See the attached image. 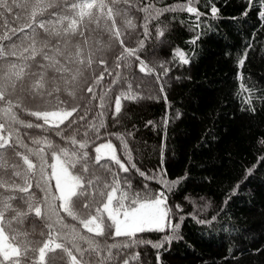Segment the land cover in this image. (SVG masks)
Returning a JSON list of instances; mask_svg holds the SVG:
<instances>
[{"label":"snow or ice","instance_id":"1","mask_svg":"<svg viewBox=\"0 0 264 264\" xmlns=\"http://www.w3.org/2000/svg\"><path fill=\"white\" fill-rule=\"evenodd\" d=\"M196 2L188 0L187 5L169 6L167 11L186 10L199 19L205 13L192 6ZM14 8L15 26H10L4 13H13ZM253 9L264 20V0H247L242 15ZM133 11L145 13V37L151 20L163 14L152 3L138 6L132 0H0V264H37V255L39 264H45L47 253L57 249L63 255H53L47 264H113L129 248L145 244L163 248L178 231L164 191L153 192L147 183L133 191L131 176L123 177L121 184L120 173H129L130 168L145 180L155 179L137 168L124 134L108 132L104 118L105 111L112 110L108 92L120 84L112 126L121 125L115 118L121 112V97L137 99L131 94L132 83L117 72L101 95L94 92V86L102 87L105 72L109 76L112 72L105 66L97 75L92 65H107L99 54L111 40L124 45L117 19L135 27L129 16ZM218 11L210 6L214 18ZM157 32L164 36L161 27ZM143 46L139 41L138 47ZM124 53L140 61V72L153 71L137 55V48L125 47L116 61ZM175 55L180 63H190L184 51L177 48ZM243 63L241 59L239 64ZM21 114L34 119L23 120ZM109 136L120 142L127 163L117 155ZM159 182L171 189L163 179ZM66 217L102 240L82 234L76 225L65 222ZM166 230L170 234L161 242L138 238ZM116 237L125 239L115 241ZM138 257L136 252L131 259ZM120 264H129V258Z\"/></svg>","mask_w":264,"mask_h":264},{"label":"trees","instance_id":"2","mask_svg":"<svg viewBox=\"0 0 264 264\" xmlns=\"http://www.w3.org/2000/svg\"><path fill=\"white\" fill-rule=\"evenodd\" d=\"M132 2L138 6L152 3L154 10H163V14L148 24L147 37L145 13H129L135 25L132 28L117 19L124 45L111 40L99 54L107 65L93 63L97 75L105 66L112 72V76L105 72L102 87L94 86V92L101 95L117 72L132 83L131 94L137 99L121 97V112L115 117L122 126H112L120 84L108 92L112 110H106L104 118L108 132L124 134L137 168L155 179L145 180L130 168L129 173H120L121 184L123 177L131 176L133 191L142 189L144 183L153 192L164 191L170 218L173 224L179 223V229L163 248L150 244L129 248L113 264L125 258L129 264H264V20L256 9L242 15L247 0H197L192 6L205 13L199 19L186 10L167 11L169 6L187 5L188 0ZM210 6L219 9L215 18ZM15 11L4 13L10 26H15L11 23ZM157 27L164 30V36H158ZM197 35L200 38L191 43ZM141 40L144 46L139 48ZM104 41H108L107 36ZM125 47L137 48V55L153 71L140 72V61L127 53L116 61ZM177 48L185 52L190 63H180ZM249 98L251 104L247 103ZM20 118L34 119L23 114ZM49 135L61 143L59 137ZM23 138L28 143L27 137ZM107 138L127 163L120 142L114 136ZM161 179L171 185L170 190L159 182ZM65 222L90 238L102 240L69 217ZM169 234L170 230L146 232L138 238L155 243ZM124 239L116 237L115 241ZM136 252L139 257L131 259ZM53 255L63 253L60 249L47 253L45 264ZM35 259L39 264L38 255Z\"/></svg>","mask_w":264,"mask_h":264}]
</instances>
